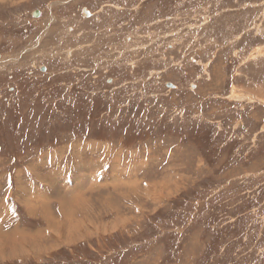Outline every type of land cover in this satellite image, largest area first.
I'll use <instances>...</instances> for the list:
<instances>
[{"label": "rangeland", "instance_id": "obj_1", "mask_svg": "<svg viewBox=\"0 0 264 264\" xmlns=\"http://www.w3.org/2000/svg\"><path fill=\"white\" fill-rule=\"evenodd\" d=\"M0 264H264V0H0Z\"/></svg>", "mask_w": 264, "mask_h": 264}, {"label": "bare ground", "instance_id": "obj_2", "mask_svg": "<svg viewBox=\"0 0 264 264\" xmlns=\"http://www.w3.org/2000/svg\"><path fill=\"white\" fill-rule=\"evenodd\" d=\"M45 233L46 232H38L36 235H33V236H28V239L27 240H29L30 242H32L34 239L36 240V241H38V239H42L43 237H45L47 240H49L46 236H45ZM36 238H38V239H36ZM50 239H52L53 241L55 240L54 238H50ZM42 240H45V239H42ZM26 240H24L22 243H20L17 247H13V245H12V247L9 249V254L10 255H14L16 252H19V250L20 249H24V248H36V249H41V240L40 241H38V243H36L34 246L31 244V246L29 247H25V242ZM19 243V242H18ZM17 243V244H18ZM45 243H47V242H45ZM36 246H38V247H36ZM40 247V248H39ZM44 247V246H43ZM2 250V252H5V247L3 248V249H1Z\"/></svg>", "mask_w": 264, "mask_h": 264}, {"label": "crops", "instance_id": "obj_3", "mask_svg": "<svg viewBox=\"0 0 264 264\" xmlns=\"http://www.w3.org/2000/svg\"><path fill=\"white\" fill-rule=\"evenodd\" d=\"M26 227H28V228H30V230H32L31 229L32 227H30V226H26ZM38 232H41V231H38ZM38 232L36 231L35 234H37ZM8 235L9 236H12V237L8 238V240H7L8 241L7 244H9L11 246H12L13 243H16L17 244L18 242L23 241L24 239L28 238V236L23 235L21 233H12V234H8Z\"/></svg>", "mask_w": 264, "mask_h": 264}, {"label": "flooded vegetation", "instance_id": "obj_4", "mask_svg": "<svg viewBox=\"0 0 264 264\" xmlns=\"http://www.w3.org/2000/svg\"><path fill=\"white\" fill-rule=\"evenodd\" d=\"M38 15H39V13H38L37 11H35V12L33 13V17H38Z\"/></svg>", "mask_w": 264, "mask_h": 264}]
</instances>
